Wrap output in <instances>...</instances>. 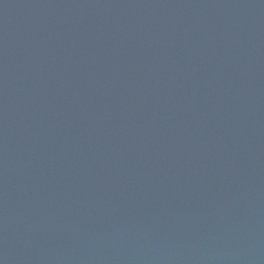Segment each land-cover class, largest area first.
Masks as SVG:
<instances>
[{"label": "water", "instance_id": "obj_1", "mask_svg": "<svg viewBox=\"0 0 264 264\" xmlns=\"http://www.w3.org/2000/svg\"><path fill=\"white\" fill-rule=\"evenodd\" d=\"M0 264H264V0H0Z\"/></svg>", "mask_w": 264, "mask_h": 264}]
</instances>
